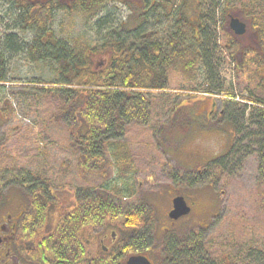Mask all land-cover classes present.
I'll list each match as a JSON object with an SVG mask.
<instances>
[{
  "label": "rangeland",
  "instance_id": "obj_1",
  "mask_svg": "<svg viewBox=\"0 0 264 264\" xmlns=\"http://www.w3.org/2000/svg\"><path fill=\"white\" fill-rule=\"evenodd\" d=\"M128 2L131 3L130 0ZM168 2L173 6L176 0H161L160 4ZM224 2L178 0L176 3L191 20L195 19L196 6L214 19L215 27L209 28V32L215 37L213 40H216V49L221 55L215 59L216 54L212 59L211 64L216 72L211 76L213 80L210 83L213 86L202 81L201 65L194 69L192 79L186 78L180 67L169 68L163 76L146 70L152 77L151 82H157L161 85L159 88L166 92L156 90L143 93L142 98L150 106L149 119L146 124L134 122L127 126L119 141L128 148L133 161L127 174L134 195L129 201L134 200V204L148 201L155 211L156 223L151 226L155 251L150 256L154 264H162L161 249L156 248L161 247L166 235L170 234L167 231L181 235L206 227V231L199 233L207 244L208 254L215 259L222 258L225 264H264V167L257 147L254 144L252 147L254 138L259 142V129L250 124L241 125L242 131L236 134L234 126L229 125L227 129H231L232 133L226 135L223 131L228 123L217 118L220 111H224L222 117L227 118L228 113H232L231 109H235L234 112L253 109L252 100H258V108L264 112V87L260 84L264 79H256L255 72L246 68L247 61L252 57L244 56L247 50L256 51V38L251 28L263 27L264 21L259 22L261 17H252L250 0H231L232 10L225 11L222 17ZM106 5L112 16L118 17L120 22H128L129 25L134 22V16L125 6ZM214 6L215 13L211 14ZM5 9L0 2V21ZM106 13V10L104 13L100 10L91 21L80 13H57L47 32H51L56 40L95 47L103 41V36L94 28V22L100 17L104 18ZM159 14L156 23L149 24L150 29L159 27L153 30V38L164 37L171 25V19L164 18L161 11ZM231 18H238L246 25L247 33L244 36L235 37L230 31ZM130 27L134 28V25ZM33 37V33L20 34L23 42H29ZM231 41L241 48L235 53L237 62L242 66L238 71L237 64H229L228 60H224L228 47L231 48ZM127 45L134 48V39ZM106 58L108 53L101 54L93 58V63L98 67ZM54 77V67L44 63L31 64L21 56L8 62V83L0 90L1 96H4L0 104V202L8 200L11 207L20 202L27 204L29 192L20 181L25 184L29 180L44 182L50 190L48 201L53 207L48 211L41 229L43 235L51 234L55 225L50 224L56 217L58 222L61 211L73 208L78 189H99L120 184V173L108 155L109 151L105 155L108 163L101 172L96 169V173H88L78 169L79 153L74 147L77 140L72 139L75 131L69 128L71 123L66 122L61 115L65 106L55 92L57 87H48ZM37 81L45 85L30 84ZM210 92L216 93L212 95ZM231 95L235 99L230 100ZM205 104L208 109L211 104L215 107L212 120L204 128L200 127L203 123L197 118V127L185 132L184 127L179 125L184 116V111H179V108L184 106L186 110L191 109V112L204 119ZM3 106L10 108L8 114L2 111ZM174 109L177 111L172 114ZM247 116L248 113L244 122H247ZM231 137L234 150L232 160L229 158L227 161H230L232 169L222 171L218 167H210L204 178L197 176L191 185L188 184L186 180L194 174L192 172L220 154ZM173 176H178V180H174ZM8 178L11 180L7 183ZM138 183L141 186L138 187ZM176 194L185 195L195 207L188 216L169 226L167 214L171 209L170 200ZM107 223L109 226L106 228L88 227L85 230L92 233V236H87L85 255L98 254L99 240L104 236V230H107L108 235L113 231L120 238L124 236L121 220L108 218Z\"/></svg>",
  "mask_w": 264,
  "mask_h": 264
},
{
  "label": "trees",
  "instance_id": "obj_2",
  "mask_svg": "<svg viewBox=\"0 0 264 264\" xmlns=\"http://www.w3.org/2000/svg\"><path fill=\"white\" fill-rule=\"evenodd\" d=\"M0 2L6 7L3 19L0 21V90L8 83V62L13 59L22 56L31 64L44 63L49 64L51 68L54 67L55 77L48 87H57L55 92L65 106L61 115L66 122L71 123L69 128L75 131L72 139L77 140L74 142V147L79 153L78 169L88 173H96V169L101 172L107 162L106 151H109L108 155L120 173V184L99 189H78L75 192L73 208L70 211L60 212L58 225L51 236L53 240L47 241L45 246L56 254L60 264L64 262L67 264V261H72L70 264H106L99 258L89 260L83 258L81 261L78 258L79 253L88 244V237L92 236V233L85 230H88V227L106 228L109 226L107 220L110 218L121 220L123 226L121 230L124 233L123 253L116 256L124 258V249H128L140 254L145 253L151 259L150 256L153 250L155 251L154 234L151 229L156 223L155 211L148 201L137 204H134V200L129 201L134 195L132 184L127 181L129 180L127 174L132 168L133 161L128 148L119 141L122 140L127 126L134 122L147 123L150 106L142 98L143 93H148L146 91L153 93L156 90L166 92L159 88L161 85L157 82H151L152 77L146 70L163 76L167 74L169 68L180 67V70H184L182 74L192 79L195 75L194 69L201 65L200 70L203 71L204 76L202 81L211 84L210 81L213 80L211 76L216 73L211 64L213 56L217 54L215 59H218V55H221L217 52L216 40H213L215 37L209 32V28L215 27L214 19L196 6L195 19L191 20L184 10L178 8L176 4L178 0L173 6L169 2L162 5L161 0H130L131 3L128 0H48L46 2L0 0ZM230 2L231 0H225L224 10H221L222 17L226 14L225 11L232 10ZM106 4L123 5L128 8L134 16V22L131 24L134 28L130 27L128 22H120L118 17L112 16ZM250 5L253 6L252 17H261L259 22H263L264 0H250ZM214 8L215 6L211 9V14L215 13ZM100 10L103 13L106 10L108 14H104V18L100 17L94 22V28L103 36V41L95 47H89L85 43L70 44L67 41L56 40L51 32H47L50 22L57 13L66 12L70 15L80 13L88 16L91 21ZM160 11L165 15L164 18L171 19V25L164 37L153 38L155 36L153 30L159 27L150 29L149 24L156 23ZM251 29L256 38L257 49L245 51L244 56L252 57L247 61L246 68L255 72L256 79H264V25L261 28ZM25 33H33L35 37L29 42H23L20 34ZM132 39H134V48L127 45ZM237 46L235 41H231V48L227 46V56L224 60H228L229 64H237L238 71L242 66L235 56V53L241 50ZM104 53H108L111 61L108 67L100 69L94 65L93 58ZM144 71L145 73H142ZM263 81L260 83L262 87H264ZM34 83L39 86L45 85L39 81L30 82V84ZM213 93L210 92L214 95ZM229 99L233 100L235 97ZM3 100L4 96L0 94L1 105ZM251 105L254 110L248 108L246 111L234 112L235 109H231L232 113H228V121H226L228 124L223 133L231 135V129L230 131L227 129L229 125L234 126L233 130L236 134L242 131L241 125L256 126L259 129V142L254 138L252 147L253 144L257 147V153L264 167V112L259 110L258 100H252ZM262 105L264 107V102ZM9 109L8 106L2 107V111L7 114ZM176 111L177 109H174L172 114ZM179 111H184L179 125L184 127L185 132L188 129L191 132L197 127L195 126L197 118L203 123L200 127L205 128L208 124L202 116L191 112V109L186 110L181 106ZM247 113L248 120L244 122ZM237 127L239 129H236ZM232 139L233 137L230 141L228 139L227 147L220 151V154L210 158L204 166L218 167L222 171L232 169L230 161H227L229 158L232 160L233 156ZM262 173L264 175V169ZM195 178L191 176L186 181L191 185ZM173 179L178 180V176H173ZM20 184L28 190L27 196L30 197L26 204V215L29 217L27 220L43 227L47 213L53 207L48 201L50 190L39 180H29L27 184L20 181ZM190 236L167 235L161 247L156 248L161 249L162 264H225L222 258L215 259L208 254L209 249L205 247L207 245L205 240L200 241L194 234ZM113 259L116 260L115 257Z\"/></svg>",
  "mask_w": 264,
  "mask_h": 264
},
{
  "label": "flooded vegetation",
  "instance_id": "obj_3",
  "mask_svg": "<svg viewBox=\"0 0 264 264\" xmlns=\"http://www.w3.org/2000/svg\"><path fill=\"white\" fill-rule=\"evenodd\" d=\"M109 57L110 56L99 64L100 69H105L109 66L111 61ZM205 107L206 116L204 121L208 123L212 120V114H214L216 110L212 104L209 109L206 104ZM223 114H225V112L220 111L217 118L223 119L224 122L228 121L226 117H222ZM207 167L202 165L198 166L192 172L194 173L192 175L193 178L196 177L194 180L197 179V176L199 178H204L207 173ZM187 183L189 184V182ZM177 196L184 197L191 213L195 204L192 203V201H189L185 195L176 194L174 197ZM26 210L27 206L24 202H20L19 205L12 207L8 200L0 202V264H60V260H58L56 254H54L52 250H48L45 246L47 241L53 240L51 236L54 234L58 225V222L56 221L57 217L54 222L50 224L51 226L55 225L51 234L43 235V231L41 232L42 227L27 220L29 217L26 215ZM178 221H170L169 226L174 225ZM106 232L107 230L104 231V236H101L99 240L100 250L97 252L98 254L92 255V253H90L91 255H85L83 249L79 253L80 255L78 259H80V261L83 258L86 260L99 258L101 260L103 259L106 264H125L128 257L134 256V254L138 253L134 252V250L124 249V258H122V256H116V254L122 255L123 253L122 238H120L116 232L111 231L109 235ZM167 232L170 233L171 231ZM115 250L116 253L114 254ZM117 251L119 252L117 253ZM114 257L116 260L113 259ZM70 262L72 261H67V264H70ZM65 263L66 262H64V264Z\"/></svg>",
  "mask_w": 264,
  "mask_h": 264
},
{
  "label": "water",
  "instance_id": "obj_4",
  "mask_svg": "<svg viewBox=\"0 0 264 264\" xmlns=\"http://www.w3.org/2000/svg\"><path fill=\"white\" fill-rule=\"evenodd\" d=\"M230 29L236 36H242L246 32V26L238 19H231ZM173 209L169 213L171 220H178L179 218L189 214L190 209L187 207L182 197H177L172 201ZM125 264H151L144 256H131Z\"/></svg>",
  "mask_w": 264,
  "mask_h": 264
}]
</instances>
